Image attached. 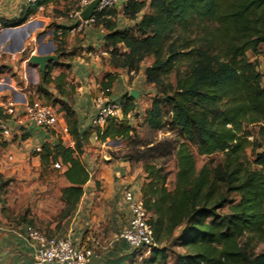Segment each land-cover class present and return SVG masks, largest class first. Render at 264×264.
I'll return each instance as SVG.
<instances>
[{
	"label": "trees",
	"instance_id": "trees-1",
	"mask_svg": "<svg viewBox=\"0 0 264 264\" xmlns=\"http://www.w3.org/2000/svg\"><path fill=\"white\" fill-rule=\"evenodd\" d=\"M121 14L134 24L119 29L113 8L94 15V25L106 30L104 49L115 69L100 89L108 95L121 71L136 74L150 59L144 80L153 86L154 96L142 123L154 132L176 131L182 140L138 141L129 120L137 115L136 100L128 94L120 100V119L83 131L63 103L74 148L59 141L35 153L43 163L60 159L66 166L62 218L75 209L91 178L82 159L90 137L125 140L133 151L121 159L142 162L140 197L155 244L140 264H264V249L256 250L264 244V72L247 55L264 56V0H126ZM51 72L45 71L37 87L46 97ZM56 89L62 93L58 85ZM191 146L199 156L222 158L197 168ZM167 156L175 160L172 190L168 172L156 161ZM7 183L0 176V189ZM3 202L0 197L2 209ZM227 205L228 211L220 213ZM19 220L29 222L23 216Z\"/></svg>",
	"mask_w": 264,
	"mask_h": 264
},
{
	"label": "crops",
	"instance_id": "crops-1",
	"mask_svg": "<svg viewBox=\"0 0 264 264\" xmlns=\"http://www.w3.org/2000/svg\"><path fill=\"white\" fill-rule=\"evenodd\" d=\"M125 2L119 0L113 8L118 13L119 29L134 24L121 14ZM69 5L70 0H44L40 7L29 8L25 0H0V102L13 99L16 117L21 118L26 102L39 100L51 105L56 101L52 108L57 115V124L52 128H38L24 120L17 124L11 120L10 136L0 138V176L13 186L9 187L12 192L7 194V200L2 197L4 208L0 207V264H35L23 232V226L29 222L48 236L68 238L77 246L91 245L97 256L90 264H134L138 258L129 257L128 247L122 239L121 243L106 241V245H102L97 239L88 237L91 230L104 234L107 228L108 232L111 223L121 231L126 225L129 212L124 190L130 186L140 195L144 181L141 176L121 178L129 172V162L116 160L105 165L100 160L96 163L90 154L98 151L95 145L101 147L104 142L98 141L93 134L82 154L91 178L83 186L84 193L75 209L63 219L66 206L61 189L67 183L61 175L66 166L58 159L55 163H59L60 168L54 170L52 160L43 163L35 154L36 148L42 149L44 144L52 147L59 141L65 147L74 148L62 104L69 105L74 111L79 131L87 129L95 114L94 101L101 92L100 84L105 75L115 72L104 49L106 30L102 26L89 25L81 31H74L76 22L67 18ZM21 18L25 19L21 25L5 26ZM58 32L62 34L58 35ZM37 54L57 57L46 64V70L52 69V81L44 87L50 99L37 91L43 75L37 65L28 61L30 56ZM247 55L252 60L257 59L259 71L264 72V56ZM150 63L148 59L141 64L136 74L121 71L108 93L111 100L120 102L131 90L137 91L135 114H139L140 122L154 96L153 86L145 84L144 80V69ZM61 75L64 78L57 81ZM56 85L62 93L57 91ZM139 102L144 104L143 108ZM96 169L100 171L93 178ZM49 170L56 175L46 176ZM102 178L106 189L96 194L95 185ZM22 216L29 222H21L19 218ZM100 249L103 251L99 252Z\"/></svg>",
	"mask_w": 264,
	"mask_h": 264
},
{
	"label": "built area",
	"instance_id": "built-area-1",
	"mask_svg": "<svg viewBox=\"0 0 264 264\" xmlns=\"http://www.w3.org/2000/svg\"><path fill=\"white\" fill-rule=\"evenodd\" d=\"M44 0H25L29 8H38ZM96 0H70L67 18L76 22L74 31H81L89 25L95 24V13L105 9L115 8L119 0H98L92 16L88 20L81 18V13ZM61 35L62 32H58ZM108 90H101L94 101L95 114L91 119L92 127L103 128L109 121L118 120L121 117V103L111 100L107 95ZM0 138L10 136V121L17 124L28 121L38 128H52L57 124V115L54 109L39 100L24 103L21 118L16 117V103L13 99L0 102ZM41 148H36L39 153ZM11 160L12 157L9 156ZM56 169L60 168L55 163ZM124 201L127 204L129 218L121 231L120 237L133 251H145L146 255L155 245L151 227L148 223L149 214L142 205L141 197L130 186L124 190ZM24 237L35 264H90L95 258L93 247L77 246L70 239L51 237L42 232L33 224L23 226Z\"/></svg>",
	"mask_w": 264,
	"mask_h": 264
},
{
	"label": "rangeland",
	"instance_id": "rangeland-1",
	"mask_svg": "<svg viewBox=\"0 0 264 264\" xmlns=\"http://www.w3.org/2000/svg\"><path fill=\"white\" fill-rule=\"evenodd\" d=\"M139 105L142 108L144 107L143 106L144 104L142 102H139ZM130 121L133 127L135 128L138 141H142V142L153 141L154 143L164 142V141H175L176 143L182 140V138L179 136V134L176 131H170L167 128L161 131H158V132L152 131L150 128H148L147 126L143 125L142 122H140L139 114H137L135 117L131 116ZM248 129L251 131L256 130L255 127H249ZM262 147L264 148V143L262 144ZM95 148L98 151L96 152L92 151L90 156L95 157L96 163L102 160V163H104L105 165L108 164L109 162H114L116 160L125 161L121 159V157L133 151V148L130 147L129 142L125 140H108L104 142L101 147L98 145H95ZM190 148L194 154L197 168H200L201 166L208 164L210 161H213L214 164L218 163L222 158L220 154H215L209 157L199 156L196 153V149L194 146H191ZM140 149H143V148L140 147ZM99 150H102V152H99ZM247 153H248L249 159L252 160L253 159L252 153L249 150L247 151ZM103 156L109 159L105 161L102 158ZM156 161L159 165L163 166V168L168 172L167 187L169 190H172L174 186V179H175V172H176L174 158L172 156L159 157ZM88 166L89 168H91L89 164ZM54 170H57V169L54 168ZM99 171L100 170H97V169L95 170L96 174L92 175L93 178L97 177V174L99 173ZM55 175H56L55 173L49 170L46 176L53 177ZM130 175H133L136 178H139L140 176L144 178L145 175L143 173L142 162H134V163L129 162V172H127V174H125L124 176H121V178L128 177ZM4 180L5 178L4 179L2 178V181ZM103 182L105 183V180L102 178V181H100L99 183L97 182L98 185L97 184L95 185L96 194H101L104 192V189H106V187L103 186ZM9 187L10 188L13 187L12 185H10V182L5 184L4 188L0 189V196L4 197L6 200H7V194H9V192H12V190H10ZM231 200L236 202L238 198L235 195H233L231 197ZM227 211H228V205L224 207L220 211V213H226ZM119 229H118V226H116L114 223H111L110 228L108 229V232H107V228L104 234L102 233L99 234L91 230L90 233L88 234V237H93L97 239L102 245H106L105 243L106 241L107 242L114 241L115 243H121L120 242L122 239L120 237L121 229L120 230ZM86 232H89V231H86ZM177 234H178V230L175 232L174 237ZM89 247H92V246L90 245ZM172 248H173V251H178V248L176 246H173ZM127 249H128L129 257L138 256L135 262L137 264H140L142 260L141 257L144 256L143 252L142 251L135 252L130 247H128ZM262 249H264V244H260L256 250L259 251ZM102 251L103 249L99 250V252H102ZM144 257L145 259H148L149 255H145Z\"/></svg>",
	"mask_w": 264,
	"mask_h": 264
},
{
	"label": "water",
	"instance_id": "water-1",
	"mask_svg": "<svg viewBox=\"0 0 264 264\" xmlns=\"http://www.w3.org/2000/svg\"><path fill=\"white\" fill-rule=\"evenodd\" d=\"M98 3V0L90 3L85 9L84 11L81 13V18L83 20H88L92 14H93V11L96 7ZM51 60H57V57L56 56H53V55H40V54H37V55H32L28 58V61L34 65H37L39 67V70L40 72L42 73V75L45 73L46 71V64L48 61H51ZM138 92L135 91V90H131L129 92V97L130 98H133V99H137L138 97Z\"/></svg>",
	"mask_w": 264,
	"mask_h": 264
}]
</instances>
